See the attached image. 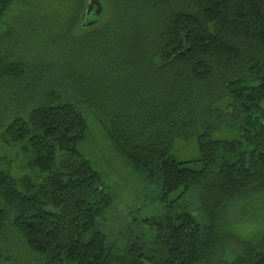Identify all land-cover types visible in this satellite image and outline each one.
<instances>
[{"label":"trees","instance_id":"trees-1","mask_svg":"<svg viewBox=\"0 0 264 264\" xmlns=\"http://www.w3.org/2000/svg\"><path fill=\"white\" fill-rule=\"evenodd\" d=\"M71 1L0 0V23L16 6L31 38L47 22L67 37ZM127 1L106 31L89 28L98 38L37 63L27 88V66L0 53V85L23 90L0 139L29 170L0 171V264H264V238L226 232L235 204L264 194V0ZM86 110L159 189L164 215L133 222L150 236L129 226L119 246L105 232L114 197L79 150ZM225 130L237 137L214 139ZM195 136L202 159L179 162L175 140Z\"/></svg>","mask_w":264,"mask_h":264},{"label":"rangeland","instance_id":"rangeland-1","mask_svg":"<svg viewBox=\"0 0 264 264\" xmlns=\"http://www.w3.org/2000/svg\"><path fill=\"white\" fill-rule=\"evenodd\" d=\"M100 1L103 4L105 12L95 29L97 31H106L119 16L122 2L128 3V1ZM71 2L74 4V12H71L74 19L72 23L68 24L67 37L61 34V28H51L50 22H47L44 26H41V29L37 28V35L31 38L33 35H29V27H25L26 24H21L18 22V19H15L21 13L19 7L14 6L5 15L0 23V53L5 52L6 49H11L12 53L15 54V57L12 56L11 60L14 61L13 59H16L19 64L27 66L26 78L16 81L15 85H22L23 88H27L31 75L36 76L37 74L33 70L38 66L37 63L48 62L47 59L49 57L52 62H59L61 58H66L65 55L62 56V53L66 54V52H70L69 49L67 51L62 49L66 44H71L73 41L77 42L78 46H80V41L84 39L90 37L98 38L97 35H94L95 31L93 29H82V21L88 8L89 0H72ZM122 9L121 12H125L128 9L126 11L128 16L129 10L132 8L125 6ZM148 11V9L145 10V15L149 14ZM29 14L31 12H27L24 16ZM143 21L145 24L151 26L153 20L144 18ZM73 23H76L75 27H72ZM70 33L71 35H69ZM47 54L48 57L44 56ZM22 87L20 86V88ZM57 88H60V84H58ZM22 91H19L17 86L6 87L0 85V118H2L5 111L11 109L12 105L19 103V93H22ZM59 92L65 100H69L71 97V94L69 97L63 88L59 89ZM63 92L66 97H64ZM21 100L23 101V99ZM72 100H76V97H72ZM86 112L88 111L86 110ZM85 115L89 124V133L86 141L79 147V150L100 173L105 188L114 197V205L106 216L104 224L105 232L110 236L111 241L116 244L118 243L119 246L127 243L124 242L122 244L121 239L123 238L120 239V236L126 233L129 226L132 227L134 235L144 233L150 236L151 229L149 227H145V229L143 226L136 227V225H133V222L135 219L141 221L164 215L166 204L162 202L159 189L143 181L145 178L137 173L114 148L103 129L102 119L104 116L93 112L91 114L88 112ZM213 137L216 140L232 141L237 137V132L225 130L217 132ZM173 156L179 162L200 161L202 159V152L200 151L196 136L189 139H176L173 147ZM191 166L195 169H200L203 163ZM9 168L12 169L13 173H17L19 170V172L29 173V170L26 169V163L18 157L17 149L7 146L0 139V171H8ZM189 200L191 202V210L197 213L199 219L203 220L202 214L197 212L199 207L197 197H189ZM226 224V232H231L233 235L239 237L238 239L264 238V194L238 201L228 215ZM125 240H127V237ZM233 259L234 255L232 252L226 253L225 260L232 261Z\"/></svg>","mask_w":264,"mask_h":264},{"label":"water","instance_id":"water-1","mask_svg":"<svg viewBox=\"0 0 264 264\" xmlns=\"http://www.w3.org/2000/svg\"><path fill=\"white\" fill-rule=\"evenodd\" d=\"M104 12V7L100 0H89L88 8L83 17L82 28L88 29L98 25Z\"/></svg>","mask_w":264,"mask_h":264}]
</instances>
